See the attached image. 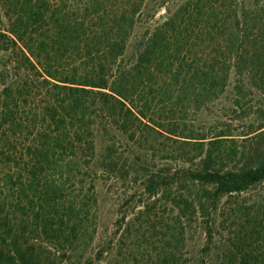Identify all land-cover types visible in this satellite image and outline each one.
<instances>
[{"label":"trees","instance_id":"16d2710c","mask_svg":"<svg viewBox=\"0 0 264 264\" xmlns=\"http://www.w3.org/2000/svg\"><path fill=\"white\" fill-rule=\"evenodd\" d=\"M232 77L235 107L248 81L264 86V0H0V264L72 252L93 198L84 179L121 169L106 136L131 147L150 132L194 152L179 178L145 172L140 203L190 186L174 207L203 219L196 263L264 264V198L236 197L264 184V122L233 134L218 117L216 130L185 134L172 121Z\"/></svg>","mask_w":264,"mask_h":264},{"label":"rangeland","instance_id":"374dc122","mask_svg":"<svg viewBox=\"0 0 264 264\" xmlns=\"http://www.w3.org/2000/svg\"><path fill=\"white\" fill-rule=\"evenodd\" d=\"M233 79L223 94L211 103H203L197 111L186 102L187 112L176 113L172 119L178 131L186 134L191 129L216 130L218 125L213 120L218 117L231 124L233 134H241L251 125L264 122L263 84L256 86L248 81L240 105L235 107L232 105L236 98ZM142 136H145L143 140L131 142V147L118 144L125 143L124 136H106V140H116V148L120 146L121 169L84 179L85 191L93 197L87 210L86 234L80 238L77 234L78 239L71 245L72 252L67 246H48L53 264H84L90 259L92 264H169L164 256L169 259L170 253L182 264L203 263V219L182 212V207H174L178 195L193 193L190 186L165 185L163 191L145 199L143 204L139 201L145 172L157 173L165 177L164 181L183 176L181 171L189 166L185 160L194 152L193 146L183 139L172 141L151 132ZM127 155L131 160L125 161ZM236 197L250 206L264 198V184ZM234 201L224 200V209L233 206ZM242 219V214H234L222 224L230 227L234 221L237 226ZM100 251L103 252L98 255Z\"/></svg>","mask_w":264,"mask_h":264}]
</instances>
